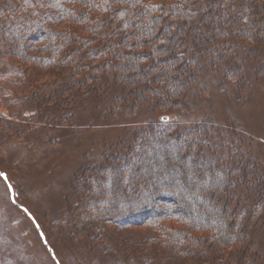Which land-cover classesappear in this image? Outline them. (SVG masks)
<instances>
[{
	"label": "rangeland",
	"instance_id": "1",
	"mask_svg": "<svg viewBox=\"0 0 264 264\" xmlns=\"http://www.w3.org/2000/svg\"><path fill=\"white\" fill-rule=\"evenodd\" d=\"M146 1L161 6L166 0ZM72 7L69 0H0V264H264V78H257L264 46L255 50L231 41L233 52L199 53L194 59L201 73L179 100L162 90L160 80L138 99L134 92L144 80L133 70L97 89L79 78L77 62L59 68L62 53L47 54L55 57L51 62H29L37 56L31 50L47 45L42 32L68 28L62 12ZM32 21L43 26L28 29ZM90 27L82 24L73 31H85L82 39H87L99 30ZM79 39L72 38L78 47ZM79 56L80 50L70 55ZM236 65L246 78L242 92L235 77L222 86L223 71ZM204 122L214 127L203 141L211 153L221 149L217 154L225 169H235L228 186L234 203L241 202L237 240L219 245L215 230L167 223L186 238H210L190 246L181 239L169 241L175 233L165 227L126 221L129 207L138 206L133 203L138 200L130 204L127 198L136 181H125L120 189L119 160L138 152L145 135L157 136L165 127L182 134ZM238 154L253 162L245 165ZM149 176L143 172V178Z\"/></svg>",
	"mask_w": 264,
	"mask_h": 264
},
{
	"label": "trees",
	"instance_id": "2",
	"mask_svg": "<svg viewBox=\"0 0 264 264\" xmlns=\"http://www.w3.org/2000/svg\"><path fill=\"white\" fill-rule=\"evenodd\" d=\"M69 1L74 7L66 8L62 13L63 21L72 27L68 25L67 29L57 31L53 28L50 33L44 29L46 33L42 34L47 47L31 50L37 56L28 57L29 62L32 65L44 63L47 54L62 53L58 59L59 68L63 62H77L74 66L80 69H76V72L82 71L79 78L97 89L105 85L109 87V78L117 79L123 72L133 70L137 79L144 80V85L134 92L138 99L146 96L145 90L152 93L153 82L160 80L162 90L169 93L172 99L179 100L201 73L202 68L196 66L194 59L199 53L213 55L221 51L233 52L232 47L228 46L231 41L247 43L255 50L264 46V0H166L161 6H154L146 0ZM82 24L99 30L93 32V37L82 39L85 31L77 34L73 31L75 26ZM40 26L43 25H36L32 21L27 28L34 30ZM74 37L80 38V47L76 43L78 40H72ZM215 38L222 41L216 42ZM203 48H206L205 51ZM76 50H80L81 56L73 59L70 55L75 54ZM39 58L41 61H37ZM54 58L49 57L47 62ZM176 61H179L176 68L167 70ZM153 69L160 71L153 72ZM150 72H153V78H149ZM263 72L264 64L258 68V79L263 80ZM242 74L239 65L233 68L228 66L223 71L222 86L235 77L241 83L242 92L247 86ZM83 87L89 89L85 84ZM122 92L125 93L123 89ZM209 126L214 127L211 122H204L193 130L176 135L167 127L162 128L157 136L153 133L145 135L138 145V152L119 160V188H123L125 181L129 185L136 181L133 192L125 197L130 204L138 200L133 202H137L138 206H128L130 212L124 214L126 221H134L133 226L165 227L162 229L165 232L169 228L167 223L177 221L197 228L198 232L215 230L218 239L216 237L214 242L219 245L220 242L228 245L232 239L237 240L240 234L234 235V230L242 213L241 202L234 203L235 194L229 192L230 184L228 186L235 169L228 165L225 169V161L217 154L221 149L211 153L208 143L203 141L202 138L209 137ZM219 129L222 130V127ZM155 144L158 148L152 151ZM210 153L216 158L212 159ZM238 156L240 161H245V165L253 162L251 157ZM109 166L114 165L109 163ZM151 168H157L156 172L152 173ZM144 171L150 172L148 179L143 178ZM169 231L175 233L169 239L173 243L181 239L190 246H200L210 241V238H194L187 233L186 238L182 231L176 229Z\"/></svg>",
	"mask_w": 264,
	"mask_h": 264
},
{
	"label": "water",
	"instance_id": "3",
	"mask_svg": "<svg viewBox=\"0 0 264 264\" xmlns=\"http://www.w3.org/2000/svg\"><path fill=\"white\" fill-rule=\"evenodd\" d=\"M166 120H167V119H166ZM2 177L4 178L5 181H7V177H6L5 174H3ZM9 189H10V192H11V195H12V199H13V201H15L14 198H13L14 192H13L12 187L9 186ZM41 236H42V238H43V235H42V234H41ZM43 239H44V238H43ZM54 257H55V256H54Z\"/></svg>",
	"mask_w": 264,
	"mask_h": 264
},
{
	"label": "snow or ice",
	"instance_id": "4",
	"mask_svg": "<svg viewBox=\"0 0 264 264\" xmlns=\"http://www.w3.org/2000/svg\"><path fill=\"white\" fill-rule=\"evenodd\" d=\"M165 120L167 119V118H164Z\"/></svg>",
	"mask_w": 264,
	"mask_h": 264
}]
</instances>
